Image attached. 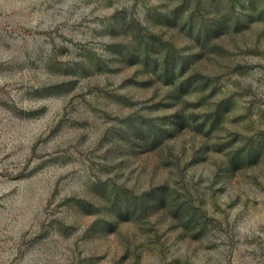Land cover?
Listing matches in <instances>:
<instances>
[{
	"label": "rangeland",
	"instance_id": "1",
	"mask_svg": "<svg viewBox=\"0 0 264 264\" xmlns=\"http://www.w3.org/2000/svg\"><path fill=\"white\" fill-rule=\"evenodd\" d=\"M0 264H264V0H0Z\"/></svg>",
	"mask_w": 264,
	"mask_h": 264
}]
</instances>
